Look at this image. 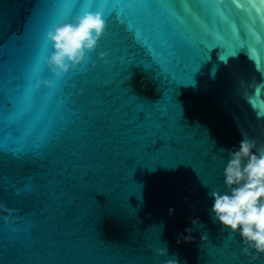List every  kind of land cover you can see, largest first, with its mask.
<instances>
[{
    "label": "water",
    "instance_id": "water-1",
    "mask_svg": "<svg viewBox=\"0 0 264 264\" xmlns=\"http://www.w3.org/2000/svg\"><path fill=\"white\" fill-rule=\"evenodd\" d=\"M50 3L0 0V114L53 22ZM124 11L136 25L110 17L98 49L109 62L65 78L57 138L40 156L0 154V201L22 217L15 235L0 221V264H257L210 218L207 193L222 187V149L264 142L244 99L264 80V2L125 0ZM190 217L194 239L177 244Z\"/></svg>",
    "mask_w": 264,
    "mask_h": 264
},
{
    "label": "clouds",
    "instance_id": "clouds-1",
    "mask_svg": "<svg viewBox=\"0 0 264 264\" xmlns=\"http://www.w3.org/2000/svg\"><path fill=\"white\" fill-rule=\"evenodd\" d=\"M188 6V0H182ZM94 0H51L49 12L53 22L45 29L43 44L46 51L36 55L24 76L17 95L9 100L8 109L0 114V154L20 157L40 156L46 146L59 135L66 119V99L63 84L72 74H85L97 60L107 64L109 52L99 51L100 41L107 35L108 25L101 11L93 10ZM77 5L79 9L77 10ZM93 54L96 60L93 59ZM36 65L39 67L37 68ZM264 80L252 85V92L244 95L257 119H264ZM226 151L222 158V187H211L210 218L227 231L229 241L239 239L240 255L259 262L264 257V142L244 135L238 145ZM30 191L29 187L16 189L17 196ZM193 210H195L193 208ZM15 208L0 201V221L10 227L13 235L19 232L15 225L22 217ZM175 209L170 207L171 216ZM191 227H185L176 243L191 242L193 227L199 217L189 218ZM201 241L208 238L201 235ZM156 257H167L166 247H152ZM162 264H181L175 258H165Z\"/></svg>",
    "mask_w": 264,
    "mask_h": 264
},
{
    "label": "snow or ice",
    "instance_id": "snow-or-ice-1",
    "mask_svg": "<svg viewBox=\"0 0 264 264\" xmlns=\"http://www.w3.org/2000/svg\"><path fill=\"white\" fill-rule=\"evenodd\" d=\"M221 2L223 3L224 0H221ZM228 2L235 3V0H228ZM262 2H264V0H262ZM124 6H125V0H98V2L93 3L92 5V7L95 8L97 11H101L103 13L107 25L109 24V20L111 16H117L118 18L128 17L125 15ZM122 22L127 23L129 30H131L132 27L136 25V22L134 20H131L129 17L126 21L122 20ZM203 47H204V51L208 50L207 46H203ZM45 51H46V46L42 42V44L37 46V55H43ZM220 59L225 60V57L221 55ZM36 67L38 68L39 66L36 65Z\"/></svg>",
    "mask_w": 264,
    "mask_h": 264
}]
</instances>
